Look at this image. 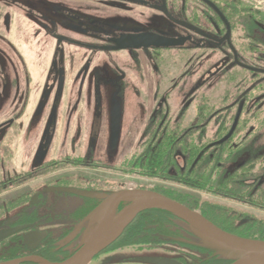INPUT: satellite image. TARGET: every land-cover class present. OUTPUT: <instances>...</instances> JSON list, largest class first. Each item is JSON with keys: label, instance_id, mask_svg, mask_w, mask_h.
<instances>
[{"label": "flooded vegetation", "instance_id": "obj_1", "mask_svg": "<svg viewBox=\"0 0 264 264\" xmlns=\"http://www.w3.org/2000/svg\"><path fill=\"white\" fill-rule=\"evenodd\" d=\"M126 190L264 223V0H0V263L66 261ZM187 226L145 210L90 264H225Z\"/></svg>", "mask_w": 264, "mask_h": 264}, {"label": "water", "instance_id": "obj_2", "mask_svg": "<svg viewBox=\"0 0 264 264\" xmlns=\"http://www.w3.org/2000/svg\"><path fill=\"white\" fill-rule=\"evenodd\" d=\"M128 203L119 214V203ZM148 209L165 210L185 221L187 231L193 234L197 245L213 253L227 264H264V241L232 235L214 226L180 203L146 190H126L105 197L104 202L83 222L85 230L80 238V248L66 261L53 264H90L95 256L119 237L137 214ZM136 262L159 264L156 258L136 257ZM0 264H20L17 261ZM43 264H52L43 262Z\"/></svg>", "mask_w": 264, "mask_h": 264}, {"label": "trees", "instance_id": "obj_3", "mask_svg": "<svg viewBox=\"0 0 264 264\" xmlns=\"http://www.w3.org/2000/svg\"><path fill=\"white\" fill-rule=\"evenodd\" d=\"M235 235L264 241V223H257L253 227H247L233 232ZM227 264V262H225Z\"/></svg>", "mask_w": 264, "mask_h": 264}, {"label": "rangeland", "instance_id": "obj_4", "mask_svg": "<svg viewBox=\"0 0 264 264\" xmlns=\"http://www.w3.org/2000/svg\"><path fill=\"white\" fill-rule=\"evenodd\" d=\"M255 217L264 221V214H262V213L261 214L260 213H256Z\"/></svg>", "mask_w": 264, "mask_h": 264}]
</instances>
